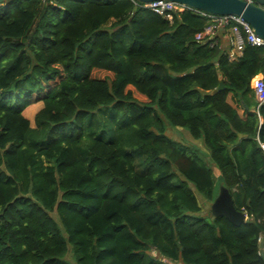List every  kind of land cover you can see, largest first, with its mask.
I'll return each instance as SVG.
<instances>
[{
	"label": "trees",
	"instance_id": "16d2710c",
	"mask_svg": "<svg viewBox=\"0 0 264 264\" xmlns=\"http://www.w3.org/2000/svg\"><path fill=\"white\" fill-rule=\"evenodd\" d=\"M208 24L132 0L0 6V264H264V48L230 60L226 31L196 42ZM221 187L246 223L201 215Z\"/></svg>",
	"mask_w": 264,
	"mask_h": 264
},
{
	"label": "built area",
	"instance_id": "2783aa9c",
	"mask_svg": "<svg viewBox=\"0 0 264 264\" xmlns=\"http://www.w3.org/2000/svg\"><path fill=\"white\" fill-rule=\"evenodd\" d=\"M8 1L10 0H0V6L4 5ZM132 1L169 20L173 19L174 13L184 11H191L196 15L207 18L209 20V24L204 28L203 31L196 35V42L202 43L206 41L213 47L219 44L218 36L220 32L226 31L230 34V38L232 39V44L236 52L235 55L229 56L230 60H235L237 57H239L242 54L246 44L264 48V38L258 36L251 25L238 16L210 15L205 12L197 11L189 7L165 0H158L148 4H141L136 0ZM251 87L254 91L259 108L264 104V68L262 72L252 80ZM259 144L264 152V142H260Z\"/></svg>",
	"mask_w": 264,
	"mask_h": 264
},
{
	"label": "water",
	"instance_id": "95a60500",
	"mask_svg": "<svg viewBox=\"0 0 264 264\" xmlns=\"http://www.w3.org/2000/svg\"><path fill=\"white\" fill-rule=\"evenodd\" d=\"M141 4H148L158 0H136ZM174 2L191 9L205 12L210 15L226 16L235 15L242 18L251 25L255 33L264 38V0H165ZM225 90L223 83L212 92L216 94ZM240 138L246 137L239 134ZM214 217L227 219L235 226L246 223L248 216L246 212L239 211L234 205L232 195L225 187H221L218 196L211 206ZM260 254L264 258V235L260 239Z\"/></svg>",
	"mask_w": 264,
	"mask_h": 264
},
{
	"label": "rangeland",
	"instance_id": "374dc122",
	"mask_svg": "<svg viewBox=\"0 0 264 264\" xmlns=\"http://www.w3.org/2000/svg\"><path fill=\"white\" fill-rule=\"evenodd\" d=\"M89 47H90V44L88 45V48ZM231 97L232 96L229 95V97H228L229 101H231ZM236 107L238 109V113L240 115H243V113H244L243 108L241 106H239V105H236ZM42 108H43V103L33 104L30 107H28L26 109L25 113H24L25 117L27 119H29V121L31 122V125H32L33 128H35V126H36V123H35L36 116H37V114L39 113V111ZM178 130H180V133H179ZM166 134H167L168 137H170L171 139H174V140L180 142L181 144H184V145L191 144L190 143L191 142L190 140L192 139V137L189 134V132L186 131V130H184V129L174 128V127L168 126L167 127V133ZM189 138H190V140H189L190 142L188 141ZM200 142L202 144V140ZM197 198H198V202H199V204H200V206L202 208L201 215L202 216H205L206 218H208L209 213H211V206H212V204H210L207 200H205L203 198V196H201L199 194H197ZM153 254L155 256V253H153Z\"/></svg>",
	"mask_w": 264,
	"mask_h": 264
},
{
	"label": "crops",
	"instance_id": "0c3cea01",
	"mask_svg": "<svg viewBox=\"0 0 264 264\" xmlns=\"http://www.w3.org/2000/svg\"><path fill=\"white\" fill-rule=\"evenodd\" d=\"M227 38L225 37V36H220L221 37V40H223V42L225 43V44H229V45H231V50L229 51V56H233V55H235L236 54V52H235V50H234V47H233V44H232V39L230 38V34L229 33H227ZM223 37V38H222ZM219 38V37H218ZM229 40V42L227 41V40ZM218 40H220V39H218ZM256 99V98H255ZM228 102L232 105V106H234L235 108H237L236 107V105L237 104H235L233 101H232V98H231V101H229V99H228ZM242 116V115H241ZM179 131V133H180V130H178ZM183 132V131H182ZM183 134V133H182ZM190 134V133H189ZM184 136V135H183ZM192 137V136H191ZM190 140V138L188 139V141ZM191 141V142H190ZM189 142L192 144V145H195V146H197V147H199L201 150H203V151H206V149H205V147L203 146V142H202V144H201V140H195V139H191Z\"/></svg>",
	"mask_w": 264,
	"mask_h": 264
},
{
	"label": "bare ground",
	"instance_id": "6f19581e",
	"mask_svg": "<svg viewBox=\"0 0 264 264\" xmlns=\"http://www.w3.org/2000/svg\"><path fill=\"white\" fill-rule=\"evenodd\" d=\"M3 9V8H2Z\"/></svg>",
	"mask_w": 264,
	"mask_h": 264
}]
</instances>
